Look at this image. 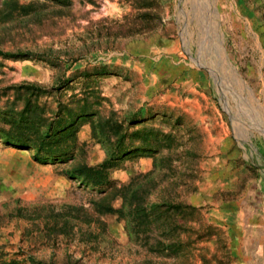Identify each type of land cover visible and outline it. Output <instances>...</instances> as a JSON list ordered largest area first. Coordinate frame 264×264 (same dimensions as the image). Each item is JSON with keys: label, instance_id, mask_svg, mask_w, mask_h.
<instances>
[{"label": "rangeland", "instance_id": "1", "mask_svg": "<svg viewBox=\"0 0 264 264\" xmlns=\"http://www.w3.org/2000/svg\"><path fill=\"white\" fill-rule=\"evenodd\" d=\"M123 184L264 264V0H0V264H141Z\"/></svg>", "mask_w": 264, "mask_h": 264}, {"label": "trees", "instance_id": "2", "mask_svg": "<svg viewBox=\"0 0 264 264\" xmlns=\"http://www.w3.org/2000/svg\"><path fill=\"white\" fill-rule=\"evenodd\" d=\"M142 192L143 189L133 190L130 184L110 186L97 211L126 221L125 228H129L134 241L145 251L141 264H206L203 247L197 249L198 254L193 253L192 245L198 241L192 239L189 223L194 213L199 215L198 208L181 201L150 202ZM115 201L119 202L118 206ZM25 260L43 264L31 256Z\"/></svg>", "mask_w": 264, "mask_h": 264}]
</instances>
